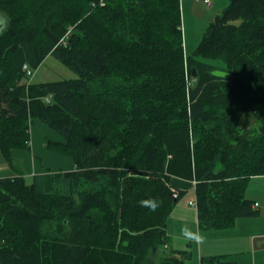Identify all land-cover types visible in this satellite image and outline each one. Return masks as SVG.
I'll return each instance as SVG.
<instances>
[{"label": "trees", "instance_id": "16d2710c", "mask_svg": "<svg viewBox=\"0 0 264 264\" xmlns=\"http://www.w3.org/2000/svg\"><path fill=\"white\" fill-rule=\"evenodd\" d=\"M0 17L4 159L15 168L38 120L75 163L31 182L0 177V264H148L161 248L157 264H192L191 249L166 247L185 193L173 177L195 181L202 228L256 212L246 188L264 175V0H230L188 56L181 0H0ZM49 54L78 76L25 81L24 65L34 74ZM246 111L259 128L239 126ZM150 199L155 211L140 205Z\"/></svg>", "mask_w": 264, "mask_h": 264}, {"label": "crops", "instance_id": "0c3cea01", "mask_svg": "<svg viewBox=\"0 0 264 264\" xmlns=\"http://www.w3.org/2000/svg\"><path fill=\"white\" fill-rule=\"evenodd\" d=\"M49 130L53 128L40 121L31 126L32 147L12 150L15 168L7 163L0 151V177L13 176L18 172L23 173L26 179L31 177V182L38 174L73 170L75 163L71 157L49 148V141L63 140L59 133L57 135L54 131L50 134ZM172 183L189 193L175 205L167 220V248L191 249L192 264L194 260L200 264L203 256L214 255L236 260L238 264H264V175L250 177L246 188V197L252 201L256 212L239 217L233 226L222 229L199 226L197 208L189 204L196 198L195 181L173 177ZM185 225L202 234L203 242L198 244L183 239L180 229Z\"/></svg>", "mask_w": 264, "mask_h": 264}, {"label": "rangeland", "instance_id": "374dc122", "mask_svg": "<svg viewBox=\"0 0 264 264\" xmlns=\"http://www.w3.org/2000/svg\"><path fill=\"white\" fill-rule=\"evenodd\" d=\"M211 1V5H208L205 0H181L183 46L187 56L194 52L200 40L202 39L204 32L207 30L209 24L215 19L216 15L219 14L230 3V0ZM204 60L210 62L218 68H226V63L223 60ZM77 76L78 74L75 71L62 63L54 55L49 54L39 65V67L34 69V74L30 78H25V81L30 80L31 82L41 83L61 79H71L76 78ZM37 122L39 121L34 120V124ZM261 124L262 118L256 111L244 112L239 120V126L244 129H256L259 128ZM36 128L37 127H35V129ZM54 131L58 135V132L54 129L51 131L49 130L48 132L53 134ZM30 179L31 177L27 178V181H30ZM188 193L189 191H185L178 202L187 198ZM117 251L121 252V247H119ZM165 253V248L151 251L149 253L150 262L148 264H157L163 258ZM193 264H197V260H194Z\"/></svg>", "mask_w": 264, "mask_h": 264}, {"label": "clouds", "instance_id": "9594fccd", "mask_svg": "<svg viewBox=\"0 0 264 264\" xmlns=\"http://www.w3.org/2000/svg\"><path fill=\"white\" fill-rule=\"evenodd\" d=\"M140 205L142 207H150V210L155 211L156 208L159 206V202L155 199H150L148 201H140ZM180 236L188 241H192L194 243H202L204 240V237L202 234H200L197 231H194L192 228L188 227L187 225L181 227L180 229Z\"/></svg>", "mask_w": 264, "mask_h": 264}, {"label": "water", "instance_id": "95a60500", "mask_svg": "<svg viewBox=\"0 0 264 264\" xmlns=\"http://www.w3.org/2000/svg\"><path fill=\"white\" fill-rule=\"evenodd\" d=\"M194 75L196 76V70L194 69ZM212 73L215 75V76H218V77H224V78H227L229 77L230 73L224 69H221V68H216L214 70H212Z\"/></svg>", "mask_w": 264, "mask_h": 264}, {"label": "built area", "instance_id": "2783aa9c", "mask_svg": "<svg viewBox=\"0 0 264 264\" xmlns=\"http://www.w3.org/2000/svg\"><path fill=\"white\" fill-rule=\"evenodd\" d=\"M205 2L208 4V5H211L212 1L211 0H205ZM24 68L27 70V74L29 75H33V72L30 68L27 67V65H24ZM175 195H177V193H175ZM189 204L194 206L195 208H197V201H196V198L192 199L189 201Z\"/></svg>", "mask_w": 264, "mask_h": 264}]
</instances>
